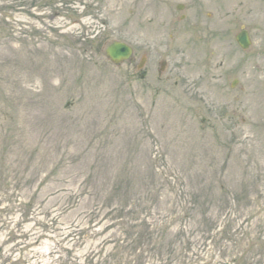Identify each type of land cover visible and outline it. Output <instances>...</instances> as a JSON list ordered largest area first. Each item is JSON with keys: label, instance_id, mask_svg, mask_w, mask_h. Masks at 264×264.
<instances>
[{"label": "rangeland", "instance_id": "374dc122", "mask_svg": "<svg viewBox=\"0 0 264 264\" xmlns=\"http://www.w3.org/2000/svg\"><path fill=\"white\" fill-rule=\"evenodd\" d=\"M0 264H264V0H0Z\"/></svg>", "mask_w": 264, "mask_h": 264}, {"label": "water", "instance_id": "95a60500", "mask_svg": "<svg viewBox=\"0 0 264 264\" xmlns=\"http://www.w3.org/2000/svg\"><path fill=\"white\" fill-rule=\"evenodd\" d=\"M237 40L244 49L248 48L251 43L246 31L240 33L237 36ZM132 52L131 47L122 42H114L106 49V55L116 64L128 60L131 57Z\"/></svg>", "mask_w": 264, "mask_h": 264}]
</instances>
